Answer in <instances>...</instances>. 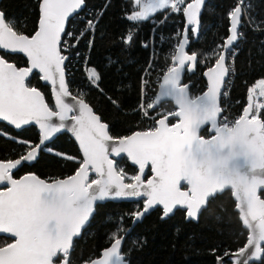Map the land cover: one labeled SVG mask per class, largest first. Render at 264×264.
I'll return each instance as SVG.
<instances>
[{
  "label": "trees",
  "instance_id": "16d2710c",
  "mask_svg": "<svg viewBox=\"0 0 264 264\" xmlns=\"http://www.w3.org/2000/svg\"><path fill=\"white\" fill-rule=\"evenodd\" d=\"M240 1L204 0L195 31L189 30L187 51L196 56V62L187 72L184 82L190 84L192 96L206 90L207 81L203 73L215 64L223 50L229 35L230 13ZM39 5L40 0H2L0 9L15 21L18 32L32 35L38 28ZM86 8L94 10L92 19L98 21L95 30L82 34L73 49L80 52L79 64L68 75V85L109 124L113 137L145 131L151 126V119L144 114L142 103L153 98L157 89L155 75L168 63L166 54L173 42L178 36L181 39L185 14L173 13L156 28L154 44L157 51L152 54L149 42L154 29L152 19L162 18L168 8L138 21L129 19L136 8L135 0H86ZM86 19L90 17L85 16V20L75 22L76 36L82 33ZM129 35L131 40H128ZM163 37L166 38L164 42L160 40ZM0 53L18 67L28 66L27 59L21 54ZM86 54L91 72L94 69L99 77L95 84L89 81L82 69ZM233 55L235 72L230 78L227 101L230 102V112L234 114L244 111L250 94L254 95L253 87L264 79V0H246L244 3L238 41L228 52V63ZM143 78L147 81L144 87ZM29 81L43 92L53 108L51 87L43 84L40 74L34 73ZM254 99L256 102L258 97L254 96ZM149 113L155 111L149 110ZM259 115L264 118V107L259 110ZM0 132L5 133L0 135V160L23 156L26 147L19 141H29L31 145L40 141V132L34 125L15 130L0 122ZM201 135L208 136V129H203ZM47 148L53 151L49 152ZM80 159L82 154L75 140L68 133H62L42 150L36 162L24 164L13 175L19 178L26 173H35L49 181L66 178L77 171ZM117 164L126 173L125 180L131 183L137 167L131 165L126 157L119 159ZM150 174L148 171V176ZM261 195L264 198V191ZM143 206V201L98 204L87 227L74 242L70 252L71 264H83L100 256L103 249L122 235H126L123 253L128 264H218V259L226 252L240 250L248 240L249 231L236 210L232 190L212 197L198 221L187 220V212L182 209L174 215L164 216L163 209L157 208L132 227V214ZM6 242H11V238L0 236V245ZM259 264H264V257Z\"/></svg>",
  "mask_w": 264,
  "mask_h": 264
},
{
  "label": "snow or ice",
  "instance_id": "6c2138e0",
  "mask_svg": "<svg viewBox=\"0 0 264 264\" xmlns=\"http://www.w3.org/2000/svg\"><path fill=\"white\" fill-rule=\"evenodd\" d=\"M139 2L136 0V3ZM84 3L85 0H41L38 28L32 35L18 32L15 21L0 10V49L23 53L29 62L28 67L18 68L0 57V120L17 129L35 123L42 130L40 141L35 145L19 141L26 147L25 155L16 160L0 161V233L11 238V242L0 245V264H71L68 257L73 238L81 233L94 215L97 203L109 199L143 196L146 198L144 212L155 205H162L164 216L171 214L177 206L186 207L191 218H196L200 210L195 188L192 187L194 181L182 176L167 163L181 146L171 143L170 138L187 137V116L193 111L203 117L194 127L207 123L210 135L224 131L220 124H227L228 121L220 118L222 109L218 96L228 73L224 67L225 56L219 55L215 67L209 69L210 87L207 92L190 96L187 86L181 85V75L185 61H195L196 56L187 55L181 45L176 56L178 66L167 70L160 86L161 92L147 105L141 106L147 112L158 108L161 102L171 100L176 109L161 113V118L156 120L157 127L153 129L113 137L109 133V125L102 122L83 99L75 105L63 100L71 93L65 80V61L68 57L63 54L70 46L66 40L62 42V37L73 35L65 31L66 22ZM181 3L183 0H149L143 12L129 19L146 20L150 12L168 7L179 12ZM203 3L204 0H192L183 8L189 24L198 23ZM240 13L239 6L230 13L232 24L227 45H232L237 39L236 25ZM87 24L89 28L94 27L91 20ZM131 39L129 35L128 40ZM34 70L42 74L43 81H50L54 90L58 85V90H55L57 110L50 108L41 91L28 80ZM91 78L99 79L94 69ZM256 87L264 92V79H260ZM170 116L178 120L172 126L168 122ZM244 117H249L248 109L241 118ZM251 117L260 119L258 114ZM64 131L74 135L82 150L75 175L52 183L35 174L14 178L13 170L22 161H35L45 143ZM0 135L5 133L0 132ZM47 151L53 150L47 148ZM121 154H126L138 165L139 174L131 177V183H125L126 173L117 164L116 158ZM149 165L154 176L145 183L142 177ZM90 174H93L91 180ZM182 183L190 186V191L181 190ZM144 212L132 215L139 219ZM120 245L121 239H115L112 247L103 253L104 258L96 264H122ZM259 253L255 252L249 259H259ZM244 264L248 261L245 260Z\"/></svg>",
  "mask_w": 264,
  "mask_h": 264
},
{
  "label": "water",
  "instance_id": "95a60500",
  "mask_svg": "<svg viewBox=\"0 0 264 264\" xmlns=\"http://www.w3.org/2000/svg\"><path fill=\"white\" fill-rule=\"evenodd\" d=\"M1 2L2 0H0V5H1ZM245 2L246 0H241L240 3L237 5L241 8L239 21L236 25L237 39L233 42L232 45H227V39L230 38V28L232 24V18H231L229 35L226 38L223 50L221 51V54L225 56L224 67L227 69H228L227 67L228 52L238 41V32L241 27V19L243 15V5ZM85 6H86V0H85V3L82 5V7L79 10H77V12L69 16L68 21L66 22L65 30L71 18L75 14L82 11L85 8ZM202 8H203V4L201 6V10ZM200 13L198 14L197 20L199 19ZM185 17H186V14H185ZM197 24L194 26H197ZM192 26H193L192 24H189L187 22V17H186L185 25H184L181 40H180V45L178 47L176 56L179 55L181 45H183L184 52L187 55H192L187 51L189 43H190L189 30L191 29ZM1 51L5 53L15 54L11 52L10 50L0 49V52ZM16 53L23 55L28 61V58L26 57L25 54L19 53V52H16ZM176 56H175V61L177 62V66H178V61L176 60ZM0 57H3L1 53H0ZM3 58L9 63H13V62L8 61L5 57ZM195 62L196 60L195 61H185V64L182 70V75H181V85L187 86L190 96H192L190 93V84H187V83L185 85L183 84L185 83L184 78L187 72L190 71L195 66ZM215 65H216V62L212 67L207 68L204 71L203 77L207 81V88L200 95H203L205 92H207L208 88L210 87V80L208 78L207 73L209 72V69L215 67ZM28 66H29V62H28ZM18 68H22V67H18ZM34 73H38L40 74V76H42V74L39 73L37 70H34L33 74ZM32 75L28 78V80L32 77ZM228 78H229V71L227 75L224 77V82L221 85L220 94L218 96L219 106H220L221 95L225 91V84ZM65 80L69 88L66 72H65ZM42 82L43 84L49 85L51 87L54 107L52 108L50 105L49 106L53 110H57L58 106L56 105V101H55V90H58V85L56 86V89L54 90V87L52 86L50 81L42 80ZM69 91L71 95L67 97H63V100L65 103L70 104V105H75L77 104L78 100L83 99L81 97L74 95L71 92L70 88H69ZM160 92H161V87H159L157 96L159 95ZM41 93L43 94L42 91ZM73 97H75V99H73ZM45 102L48 104L46 99H45ZM84 102L88 103L86 100H84ZM254 103H255V99L253 95L250 94L248 104L244 109V111L246 109L249 110V117L241 118L240 121L233 128H223L224 131L214 132L212 134L213 136L209 139H206L201 136V132L203 129L207 128L209 130L207 123L201 125L198 128L194 127V125L199 120H201L203 117L201 116L199 112L193 111L189 113L187 116V121H188L187 137L185 138L182 136H173L170 138L171 143L180 144L181 146L167 160V163L169 164L170 167L177 170V172L180 173L182 176H186L194 181V184L192 185V187L195 188V195L197 197L198 204L200 206V210L197 213V217L191 218L187 215V220L198 221L201 212L203 211V209H205L208 206V203L212 197H215L218 194L223 193L224 191L232 190V195L236 201V210L240 214V218L243 222V226L249 231L248 240L246 244L238 251L226 252L222 257L218 259V264H244L245 260L248 261V264H259L264 257V198L261 195V192L264 191V135L262 133L263 123L261 119L251 118L253 114V110H254ZM173 104L175 105L174 102ZM249 105H251L250 108H249ZM89 106L92 107V105L90 104ZM92 109L95 114L99 115L94 110L93 107ZM156 109L157 108H154L152 110L155 111ZM171 119H177V118L170 116L168 122ZM101 121L106 123L105 121H103L102 117H101ZM0 122L7 124L8 126L14 128L15 130H21L23 128L34 125L38 128L40 132V138L42 136V130L35 123L24 125L21 128L17 129L6 121L0 120ZM68 123H71V121H68ZM63 133H68L75 140L82 154V150L79 146V142L75 139L74 135L68 131H64ZM109 133L111 135L110 126H109ZM59 135L60 134H58V136ZM57 137L46 142L43 149H45V147L49 145L50 143H52ZM42 150L38 153V158L40 157ZM123 157H126L131 165L137 167V170H138L137 174H139L138 165L132 162L131 159L126 156V154H121L120 157L116 158V161H118L119 159ZM37 159L32 162L22 161L21 164L18 165V167L13 170V174L15 171L21 168L24 164H33L34 162L37 161ZM0 161H8V160H0ZM148 171H150L151 173L149 176H148ZM28 174H35V173H26L20 176L19 178H16V177L14 178L20 179L21 177L28 175ZM35 175L38 176L37 174ZM73 175H75V173ZM153 176H154V173L151 171V166L149 165L148 167L145 168L142 178L144 179L146 183L147 179H150ZM39 178L42 180H45L48 183H52L56 180L65 179V178H61V179L49 181L41 177ZM92 178H93V174H90L89 179L91 180ZM125 183H128V182L125 180ZM181 190L190 191V186H186L185 184L182 183ZM145 199H146L145 197L140 196V197L109 199L107 201H114V202L143 201L144 206L139 212H144ZM98 204H100V202H98L97 205ZM96 206H95V209H96ZM157 208L163 209V206L155 205L152 208L148 209L147 212H144L143 216L140 217L139 219H136L134 217L132 227H134L138 222H141L145 218L146 215L150 214L152 211H154ZM178 209H182L187 212L186 207L177 206L174 209V211L168 215H174ZM92 217H90L86 226L82 228L81 233L78 236L73 238V245H74L75 240L81 236L82 232L87 227ZM0 236L10 237L8 234H4V233H0ZM118 238L121 239L119 254L123 258L122 264H128L126 255L123 253V244L125 242L126 235H122L121 237H118ZM114 241L111 243L110 246H108L107 248L101 251L100 256L92 259L89 262L83 263V264H96L98 260H102L104 258L103 253L112 247V245L114 244ZM72 249H73V246L70 249V252ZM70 252H69V257H68L69 260H70ZM255 252L257 253L260 252L259 259H249V257L255 254Z\"/></svg>",
  "mask_w": 264,
  "mask_h": 264
},
{
  "label": "built area",
  "instance_id": "2783aa9c",
  "mask_svg": "<svg viewBox=\"0 0 264 264\" xmlns=\"http://www.w3.org/2000/svg\"><path fill=\"white\" fill-rule=\"evenodd\" d=\"M192 0H183V3H181L179 5L181 11L177 12L175 9L171 8L170 11L168 13H166L162 18L160 19H156V18H153L152 19V23L154 24V29L151 33V37L149 39V42L151 44V50H154V33L156 34V28L164 21H166L170 15L173 13V12H176V13H184L183 11V8L186 7V5L188 3H191ZM84 11V12H83ZM93 13H94V10L93 9H90V8H84L82 11H80L79 13L75 14L73 17L71 18V20L69 21L68 23V26L66 28V32H71L73 35L71 37H62V42L63 41H67V44L70 46L63 54L66 55L68 57V59L65 61V72H66V75L68 77V75H70L72 72H73V67L79 62L77 61L78 59V56H79V53L80 52H74L73 49L74 47L77 46V40L79 39V37H81L82 34H84L86 31H94V28L96 26V23H97V19H92L93 17ZM85 16H89L90 19H86V21L88 22L89 20H91L93 22V25L94 27L93 28H90L88 27V24L86 23V26L83 28V31L81 34L77 35L76 36V26H75V22L78 21L79 19H82V20H85ZM73 19V20H72ZM92 31V32H93ZM76 38L75 41H72L73 38ZM166 40L165 37H163V42ZM147 43H144L143 45L145 46ZM180 45V38L179 40H175L172 44V48L167 52L166 56L169 57V61L168 63H166V65L161 69L162 71L156 73L155 75V78H154V83L155 85L157 86V89L155 90V95L153 96V98L151 99V101L157 96V93L159 91V87L160 85L162 84V81H163V77L167 74V70L173 66H177V62L174 61L175 60V56H176V53H177V50H178V47ZM234 55L231 56L230 58V61L229 63L227 64L228 66V71H229V78L225 84V91L223 92V94L221 95V100H220V107L222 109L221 111V115H220V118H226L228 123L227 124H220V127L221 128H233L241 119L242 115H243V111L241 113H232L230 112L231 109H230V102L227 101L228 97H229V93H228V88H229V82H230V78H231V75L233 74V72H235V66H234V62H233V59H234ZM174 61V62H173ZM82 69L83 71L86 73L89 81L92 83V84H95L96 82V79H92L91 78V73H90V67L88 65V55L86 54L85 56V59L84 61L82 62ZM144 83V82H143ZM186 83H184L183 85H185ZM70 88V87H69ZM71 90V89H70ZM71 92L78 96V97H81L79 94H77V91L73 92L71 90ZM143 99H144V96H143ZM149 101V102H151ZM148 102V103H149ZM148 103H145L143 102L142 105H147ZM260 106L261 105H264V99H262L260 101ZM263 107H261L260 109H262ZM176 109V106L173 104V102L171 101H167V102H163L158 110L153 113V114H150L149 113V110H147V112H145V110L142 108V110L146 113L145 115L151 119V126L146 129V130H149V129H153L155 127H157V124H156V120L161 118V113L163 112H172ZM259 109V110H260ZM178 120H175V121H170L169 124L170 125H174L175 123H177ZM262 123H263V126H262V133L264 135V119L262 118ZM145 130V131H146ZM202 137L206 138V139H209L211 138L213 135H210L209 137H205L203 135H201Z\"/></svg>",
  "mask_w": 264,
  "mask_h": 264
},
{
  "label": "rangeland",
  "instance_id": "374dc122",
  "mask_svg": "<svg viewBox=\"0 0 264 264\" xmlns=\"http://www.w3.org/2000/svg\"><path fill=\"white\" fill-rule=\"evenodd\" d=\"M135 2H136V0H135ZM149 3V0H140V2L139 3H136V8H135V10L129 15V17L130 16H133V15H135L136 13H138V12H143L144 11V8H145V6L147 5ZM170 7H168V9H169ZM164 10V9H163ZM158 11H161V10H156L155 12H150L148 15L150 16V15H153V14H155V13H157ZM157 19V18H156ZM132 20V19H131ZM140 20H142V19H140ZM134 21H138V20H134ZM195 28V26L193 25L192 27H191V29H194ZM90 29V28H89ZM94 30H95V28H94ZM93 31V30H92ZM155 34V33H154ZM181 34V33H180ZM178 38H179V36H178ZM178 38H177V40H178ZM81 39V37H79V39H78V41ZM160 40L163 42V39L162 38H160ZM155 51H157V48H156V46H155V44H154V50H151V52H152V54L155 52ZM221 54V53H220ZM175 61V60H174ZM173 61V62H174ZM227 64H228V62H227ZM228 67V66H227ZM143 83V82H142ZM256 85H258V83L256 84ZM256 85L253 87V88H255V91H253V93H254V95H253V97L255 96V98H257L258 97V99L256 100V102H255V104H256V107H254V109H255V111L257 110V112L259 111V109L262 107V105L260 106V101L262 100V99H264V92H262V90L259 88V87H256ZM143 87H144V83H143V85H142ZM142 93H143V96H145L144 95V91H142ZM154 95H155V92H154ZM153 95V96H154Z\"/></svg>",
  "mask_w": 264,
  "mask_h": 264
},
{
  "label": "bare ground",
  "instance_id": "6f19581e",
  "mask_svg": "<svg viewBox=\"0 0 264 264\" xmlns=\"http://www.w3.org/2000/svg\"><path fill=\"white\" fill-rule=\"evenodd\" d=\"M170 9H171V7L169 8V11H170ZM169 11H168V12H169ZM168 12H167V13H168ZM173 13H176V12H173ZM173 13H172V14H173ZM172 14H171V15H172ZM233 62L235 63V58L233 59ZM90 73H91V70H90ZM144 81H145V78H143V82H144ZM162 103H163V102H162ZM162 103H161V104H162ZM161 104H160V105H161ZM160 105H159V106H160ZM159 106H158V108H159ZM158 108L155 110V112L158 110ZM144 114H146V113L144 112ZM253 114H258V115H259V111L256 112V113L253 112ZM253 114H252V115H253ZM251 118H252V119H258V118H253V117H251ZM259 118H260L261 121H262V117H261L260 115H259ZM263 119H264V118H263ZM171 120H172V121H175V120H177V119H171ZM171 120H170V121H171ZM170 121H169V122H170ZM169 125H170V124H169ZM170 126H172V125H170ZM208 131H209V130H208ZM211 135H212V134H211ZM209 136H210V132H209V135H208V136H205V137H209Z\"/></svg>",
  "mask_w": 264,
  "mask_h": 264
},
{
  "label": "flooded vegetation",
  "instance_id": "af4514ba",
  "mask_svg": "<svg viewBox=\"0 0 264 264\" xmlns=\"http://www.w3.org/2000/svg\"><path fill=\"white\" fill-rule=\"evenodd\" d=\"M172 121V120H171Z\"/></svg>",
  "mask_w": 264,
  "mask_h": 264
}]
</instances>
